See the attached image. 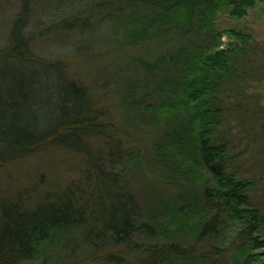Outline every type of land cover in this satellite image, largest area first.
I'll list each match as a JSON object with an SVG mask.
<instances>
[{"label":"trees","instance_id":"trees-1","mask_svg":"<svg viewBox=\"0 0 264 264\" xmlns=\"http://www.w3.org/2000/svg\"><path fill=\"white\" fill-rule=\"evenodd\" d=\"M18 1L0 51L12 68L0 93V169L54 151L80 163L60 188L56 179L40 193L19 185L4 193L0 264H255L246 246L222 263L215 243L233 220L251 231L257 213L247 207L249 182L226 173L220 134L225 113L246 114L220 96L246 52L235 41L221 48L213 20L220 11L240 20L264 0H72L89 17L74 12L37 35L79 38L96 26L91 12L111 9V38L94 31L87 40L118 65L114 86L98 93L69 77L64 59L29 53L28 0ZM148 48L151 59L142 53ZM127 66L141 76H127ZM236 92L238 103L248 100L244 89Z\"/></svg>","mask_w":264,"mask_h":264},{"label":"rangeland","instance_id":"rangeland-1","mask_svg":"<svg viewBox=\"0 0 264 264\" xmlns=\"http://www.w3.org/2000/svg\"><path fill=\"white\" fill-rule=\"evenodd\" d=\"M57 1L28 0V13L23 36L33 35V37L27 45V50L38 60L64 59L69 77L75 78L93 92L99 88L100 91L97 90V93L102 90L109 91L114 86L110 81L116 80L119 73L116 58L107 57L101 53L99 47L88 46L87 40L94 31L97 34L99 33L103 39L111 38L113 35L111 34V26L115 25V19L110 18V16H113L111 9L104 8L91 12L93 14L90 17L91 21L96 26L95 28L92 27L93 29L84 31L79 38H76V33L63 38L59 30L39 37L38 32L47 30L52 24L65 22L70 14L79 12L82 7V5H77L72 0ZM87 1L81 0V4ZM19 11L20 2L18 0H0V51L7 45L11 25ZM78 12L76 15L81 20L90 15L89 13ZM94 15L97 16L96 19ZM213 21L215 28L221 31V48H225L229 43L235 41L238 42L239 46H243L246 52L243 56L244 66L235 69L236 72L230 78L232 85L229 88L223 86V91L220 94L223 100L228 99L230 103L236 104H230L233 110L238 108L240 112L246 114L242 113V116L238 112L225 113L222 117L220 134H223L228 142L227 157L224 158L226 173L233 175L236 179L249 182L245 191L248 202L247 207L254 209L257 213L255 219H250L255 220L251 231L247 229L245 222L233 220L229 227L225 226L222 236L215 243L224 250V253L220 256V259H223L222 263L225 262L224 259L230 263L235 258L233 255L240 252L242 246H246V250L250 254L256 255L255 264H263L264 129L262 128V122L264 113L261 109L264 107V2L256 4L240 20L227 17L224 12L220 11L216 13ZM230 31L242 33L246 38L244 43L235 40L229 34ZM76 44L83 47L81 48L80 45L77 47ZM152 50L153 48L144 50L142 52L144 58L147 56L151 59L149 56L155 53ZM24 63L21 64L24 65ZM1 64L2 60L0 61V93L5 92L8 86L5 84L7 82L5 75L12 69L9 65L5 64L3 66ZM14 64H11V67L15 66L18 69L19 64L16 62ZM124 73L132 77L141 76L140 70L130 66L126 67ZM238 88L245 90L248 99L247 101L245 99L242 104L238 103L233 97ZM230 105L224 107L228 109ZM139 143L142 148L147 147L148 138H141ZM79 163L80 159L70 153L54 151L49 156L48 154L37 155L6 165L0 169V199L4 196V193L10 195L16 193L17 188L15 186L18 185L25 188L36 187L37 192L40 193L44 190V187L57 179L56 185L60 188L70 177L75 175L76 172L73 170ZM30 196L35 199L38 195L34 193ZM250 237L260 240L259 247L256 248V246L250 244ZM38 263L39 261L35 260L25 261L21 264Z\"/></svg>","mask_w":264,"mask_h":264}]
</instances>
